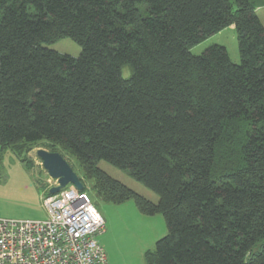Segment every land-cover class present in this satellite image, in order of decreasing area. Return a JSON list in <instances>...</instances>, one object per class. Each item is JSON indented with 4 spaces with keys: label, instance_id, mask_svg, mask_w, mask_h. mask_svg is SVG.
Here are the masks:
<instances>
[{
    "label": "trees",
    "instance_id": "1",
    "mask_svg": "<svg viewBox=\"0 0 264 264\" xmlns=\"http://www.w3.org/2000/svg\"><path fill=\"white\" fill-rule=\"evenodd\" d=\"M231 25L238 64L223 45L191 53ZM62 38L81 47L78 57L46 47ZM41 146L72 169L77 162L93 204L133 199L141 213L162 214L167 232L144 253L146 264H264V26L256 5L0 0V148L30 163L27 154ZM101 160L158 201L108 175Z\"/></svg>",
    "mask_w": 264,
    "mask_h": 264
},
{
    "label": "rangeland",
    "instance_id": "2",
    "mask_svg": "<svg viewBox=\"0 0 264 264\" xmlns=\"http://www.w3.org/2000/svg\"><path fill=\"white\" fill-rule=\"evenodd\" d=\"M257 8V15L264 26V0H251ZM223 45L232 62L239 63V51L234 26H228L211 35L203 42L193 46L190 51L199 55L211 45ZM47 48L62 54L78 57L81 47L70 38H62L55 43L46 45ZM122 75H129V67L122 68ZM38 148L48 150L46 147H36L29 152L30 163L33 168L25 172L19 159L10 148H0V218L12 219H44L46 212L41 205V199L32 198V191L37 184L48 189V175L36 157ZM19 161V162H17ZM31 163V164H32ZM75 173L81 176L77 162L71 163ZM97 166L114 179L120 181L136 193L156 203L158 196L144 185L134 180L125 171L112 166L106 161H99ZM28 179L30 195L15 192L21 185L24 187V175ZM90 188V182H85ZM38 186V185H37ZM15 189V191H14ZM32 189V191H31ZM91 194L94 196L93 192ZM95 208L104 221V231L96 236L97 242L102 246L107 264H146L143 255L147 250H153L155 242L167 232L166 223L162 214L146 215L141 213L133 199L114 204L94 198Z\"/></svg>",
    "mask_w": 264,
    "mask_h": 264
},
{
    "label": "built area",
    "instance_id": "3",
    "mask_svg": "<svg viewBox=\"0 0 264 264\" xmlns=\"http://www.w3.org/2000/svg\"><path fill=\"white\" fill-rule=\"evenodd\" d=\"M41 205L44 219L0 218V264H107L96 240L104 221L86 191L70 184Z\"/></svg>",
    "mask_w": 264,
    "mask_h": 264
},
{
    "label": "water",
    "instance_id": "4",
    "mask_svg": "<svg viewBox=\"0 0 264 264\" xmlns=\"http://www.w3.org/2000/svg\"><path fill=\"white\" fill-rule=\"evenodd\" d=\"M37 158L49 178L56 180L57 185L49 188L50 194H56L68 185H73L78 190H83V184L69 163L58 152H51L43 148L35 151Z\"/></svg>",
    "mask_w": 264,
    "mask_h": 264
},
{
    "label": "crops",
    "instance_id": "5",
    "mask_svg": "<svg viewBox=\"0 0 264 264\" xmlns=\"http://www.w3.org/2000/svg\"><path fill=\"white\" fill-rule=\"evenodd\" d=\"M257 8H258V6H256V12H257ZM231 26H233V25H231ZM27 157L29 158V160L31 159L29 157V153L27 154ZM19 161H17V162H19ZM31 163H32V161H31ZM31 163H28V162L25 163V162H22V161L19 162V164H21V166L23 167L25 172H28L29 169L33 168V163L32 164ZM28 176H29L28 174H27L26 177L24 175V181H23V182H25L24 187L22 186L23 185L22 184L21 187L17 191H15V189H14L15 192L22 193L24 191L25 193L30 195V188L31 187L29 186V183H28V179H27ZM48 179H50V178L48 177ZM37 185H36V187H34V191H32V189H31V191H32V193H31L32 195L31 196H32V198H34V200H35V196H36V198H38V200H40L42 198V196H43L44 190L47 188V187L44 188L43 183H42V185L40 184V186H39V184H37Z\"/></svg>",
    "mask_w": 264,
    "mask_h": 264
}]
</instances>
